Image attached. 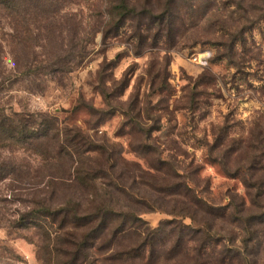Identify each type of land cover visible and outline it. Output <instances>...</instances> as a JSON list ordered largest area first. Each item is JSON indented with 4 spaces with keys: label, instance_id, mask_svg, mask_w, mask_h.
<instances>
[{
    "label": "rangeland",
    "instance_id": "obj_1",
    "mask_svg": "<svg viewBox=\"0 0 264 264\" xmlns=\"http://www.w3.org/2000/svg\"><path fill=\"white\" fill-rule=\"evenodd\" d=\"M252 1L256 0H223L216 6L219 10L214 7L206 16L207 22L184 37L177 33L170 40L151 36L145 43L134 37L131 27L118 38L104 41L102 33H93L97 31L95 2L70 0L66 10L77 18L68 17L65 22L73 30L80 22L82 31L78 35L88 39L86 49L76 53L72 72L56 78H27L9 50L0 49V113L24 118L49 116L80 130L94 145L104 147L103 153L88 156L87 168L96 172L103 169V175L123 176L132 186V164L144 166V158L155 162L159 153L163 160L182 162L191 175L201 167L200 176L207 179L203 190L211 203L229 206L228 212L235 214L234 207L242 200L247 207L251 205L248 191L241 179L224 175L215 160L226 162L227 157L213 147L222 139L225 146L244 148L249 144L254 149L244 154L246 158L264 156V18L258 20L251 13L245 18V12L236 5L241 2L250 8ZM0 28L8 30L4 21H0ZM239 32L244 44L239 43L233 59H229L224 44L229 43L230 34ZM2 35L0 31V39ZM203 50L213 53L206 67L192 61L193 55ZM236 158H241L240 154H234L232 160ZM111 166L114 173L110 172ZM67 168L63 163H45L36 153L19 148L0 151V177L10 174L0 181V264L72 263L71 257L58 256L62 240L55 242L52 237L50 241L46 236L56 228L43 232L36 225L44 224L34 219L38 218V204H62L81 195L80 189L64 188L54 181ZM158 196L154 199L165 211L157 208L140 213L146 227H163L167 232L160 235L166 246L156 261H111L116 252L137 244L129 236L115 243L112 250L93 252L87 263L77 264H185L192 252L187 246L174 250L170 243L169 231L177 225L200 231L199 239L206 235L217 240L220 236L232 251L241 249L251 264H264V233H259V239L246 249L248 236L239 219L223 220L203 212L190 218L176 216L168 210L181 207L177 199ZM258 212L256 207L251 211Z\"/></svg>",
    "mask_w": 264,
    "mask_h": 264
},
{
    "label": "trees",
    "instance_id": "obj_2",
    "mask_svg": "<svg viewBox=\"0 0 264 264\" xmlns=\"http://www.w3.org/2000/svg\"><path fill=\"white\" fill-rule=\"evenodd\" d=\"M68 1L70 0H0V21H4L8 27V30L0 28L3 34L0 49L9 50L16 66L23 68L24 77L38 80L68 75L76 63V53L86 49L88 39L82 40L78 35L82 31V24L79 22L73 30L65 22L68 17L77 18L66 10L65 4ZM93 1V7L96 8L93 12L97 17L94 21L97 31L93 33H102L104 41H107L118 38L125 29L131 27L134 37L147 43L151 36L160 35L170 40L177 33L184 37L206 21V16L223 0ZM236 5L240 11L245 12V18L247 13L255 14L254 17L258 20L264 18V0L252 1L250 8L244 7L241 2ZM239 34H230L229 43L224 44L225 55L229 59L232 58L235 47L239 43L244 44L243 37ZM5 37L8 38L7 41ZM3 38L7 42L5 47ZM106 87L105 84V89ZM152 134L148 136L149 141L152 140ZM217 142L213 149L222 150L227 161L215 160V163L219 162L227 178L241 179L251 201L249 207L245 200L237 204L234 207L235 214L228 212L229 206L217 207L211 203L203 190L207 179L201 178V167L191 175L182 162L163 160L159 153L155 162L144 158V166L140 163L132 164L135 166L132 186L123 176L103 175V169L96 172L87 168L90 160L88 156L103 153L104 147L94 145L80 130L64 126L58 118L49 116L31 115L24 118L17 114L4 116L0 113L1 152L19 148L36 153L45 163L66 164L69 168L65 174L54 177V181L64 188L81 190L80 196H73L62 204L53 201L38 204L40 209L35 212L38 218H34L44 224L36 225L43 232L50 227L56 228L53 233H46V236L50 241L52 237L55 242L62 240L57 250L58 256L61 254L71 257L73 264L87 263L93 252L110 251L115 248V243L129 236L136 239L137 244L116 252L111 261H156L166 246L160 235L167 232L164 233L163 227L156 230L146 227L147 223L140 217V213L157 208L164 210L154 199V195L159 197V194L177 199L178 206H181L168 210L169 214L190 218L203 212L207 216L223 220L239 219L248 236L244 241L246 249L249 243H255L259 239V233H264V202H257L259 198L264 199V156L246 158L244 154L254 149L249 144L243 148L241 145L225 146L222 139ZM234 154H240L241 158L232 160ZM3 168L1 166L2 170ZM113 170L114 166H111L110 172L114 173ZM9 176L10 174L7 178ZM2 179L0 177V181ZM48 186H52L51 181ZM136 186H140L143 191H139ZM255 207L259 209L257 214L251 213ZM200 233L182 225L174 226L169 231L174 250L187 246L188 251L192 252L185 264L252 263L241 249H229L220 236H217V240L206 235L199 239Z\"/></svg>",
    "mask_w": 264,
    "mask_h": 264
},
{
    "label": "built area",
    "instance_id": "obj_3",
    "mask_svg": "<svg viewBox=\"0 0 264 264\" xmlns=\"http://www.w3.org/2000/svg\"><path fill=\"white\" fill-rule=\"evenodd\" d=\"M213 57V53L210 50H203L193 55L192 61L195 65L200 67H206Z\"/></svg>",
    "mask_w": 264,
    "mask_h": 264
}]
</instances>
